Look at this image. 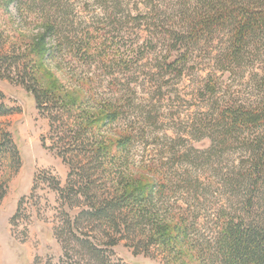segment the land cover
<instances>
[{"label": "trees", "instance_id": "1", "mask_svg": "<svg viewBox=\"0 0 264 264\" xmlns=\"http://www.w3.org/2000/svg\"><path fill=\"white\" fill-rule=\"evenodd\" d=\"M12 1L41 29L24 49L0 26V80L49 119L69 168L53 189L78 209L57 264H125L121 240L163 264H264V0H90L107 11L91 23L74 0ZM196 66L199 109L179 87Z\"/></svg>", "mask_w": 264, "mask_h": 264}, {"label": "rangeland", "instance_id": "2", "mask_svg": "<svg viewBox=\"0 0 264 264\" xmlns=\"http://www.w3.org/2000/svg\"><path fill=\"white\" fill-rule=\"evenodd\" d=\"M74 1L79 5L73 10V19L79 23H91L96 16L107 14L90 0L89 6L84 5L86 0ZM25 7L22 8L23 18L14 1L0 0V26L8 38H14L13 41L18 43L23 41L24 49L41 29L34 23L35 12H31L27 5ZM37 7L34 9L38 10ZM134 7V3L129 6L132 15L138 13ZM105 22L107 25L96 23L95 26L103 27L105 32L114 29L109 37L115 39L118 33L112 21ZM136 31L126 33L130 36L128 41H134L135 45L138 40ZM142 39L140 36V41ZM48 66L57 77H64L65 68L55 63ZM199 69V66L190 68L179 83L193 109L203 106L192 97L197 85L196 76L205 75L207 71ZM202 69H209V66L204 65ZM240 83L242 80L235 84L234 89H240L237 86ZM0 93V103L12 109L10 114L0 117V264H57L65 258L64 245L57 236V230L66 215L74 217L78 212V209L71 210L62 205L53 189L54 178L65 185L69 168L51 148L49 119L39 112L33 95L22 85L9 80H0ZM193 145L203 149L210 145V140L193 141ZM110 251L116 262L163 264L162 258L155 253L136 254L127 240H121Z\"/></svg>", "mask_w": 264, "mask_h": 264}]
</instances>
